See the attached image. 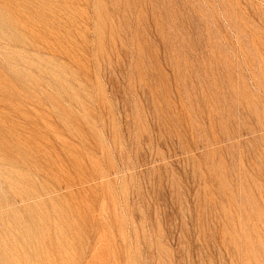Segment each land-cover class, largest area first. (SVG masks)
<instances>
[{"label":"rangeland","instance_id":"374dc122","mask_svg":"<svg viewBox=\"0 0 264 264\" xmlns=\"http://www.w3.org/2000/svg\"><path fill=\"white\" fill-rule=\"evenodd\" d=\"M0 264H264V0H0Z\"/></svg>","mask_w":264,"mask_h":264}]
</instances>
